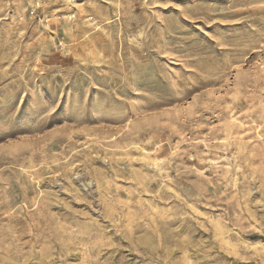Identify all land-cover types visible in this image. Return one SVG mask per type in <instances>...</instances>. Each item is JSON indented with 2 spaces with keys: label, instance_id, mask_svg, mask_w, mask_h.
Instances as JSON below:
<instances>
[{
  "label": "rangeland",
  "instance_id": "rangeland-1",
  "mask_svg": "<svg viewBox=\"0 0 264 264\" xmlns=\"http://www.w3.org/2000/svg\"><path fill=\"white\" fill-rule=\"evenodd\" d=\"M0 264H264V0H0Z\"/></svg>",
  "mask_w": 264,
  "mask_h": 264
}]
</instances>
